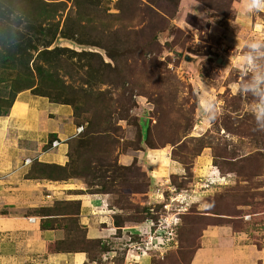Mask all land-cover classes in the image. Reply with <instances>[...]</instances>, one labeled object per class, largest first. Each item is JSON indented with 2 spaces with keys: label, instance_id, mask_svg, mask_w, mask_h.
<instances>
[{
  "label": "rangeland",
  "instance_id": "374dc122",
  "mask_svg": "<svg viewBox=\"0 0 264 264\" xmlns=\"http://www.w3.org/2000/svg\"><path fill=\"white\" fill-rule=\"evenodd\" d=\"M252 39L264 41V0H0V115L23 92L69 105L84 130L66 142L67 165L36 162L31 174L109 192L123 227L149 209L158 219L188 208L176 245L143 257L148 264H194L217 227L261 247L264 128L240 95ZM163 156L170 173L155 177ZM208 163L217 174H200ZM39 212L71 216L52 250L85 252L87 264L110 251L114 264H126L125 240L99 247L74 204ZM26 264L44 261L32 255Z\"/></svg>",
  "mask_w": 264,
  "mask_h": 264
},
{
  "label": "crops",
  "instance_id": "0c3cea01",
  "mask_svg": "<svg viewBox=\"0 0 264 264\" xmlns=\"http://www.w3.org/2000/svg\"><path fill=\"white\" fill-rule=\"evenodd\" d=\"M76 128L69 105L29 92L18 95L8 115H0V264H26L32 255L44 264H87L85 252L52 250L68 236L70 228L65 221L71 216L39 211H55L62 203L74 204L78 225L86 230L88 239L105 240L118 234L110 211L111 194L88 193L86 185L76 180L31 174L36 162L67 165L66 142L74 138ZM51 138L60 145L50 148ZM169 162L163 156L153 175H168ZM213 169L208 163L199 172L211 176L218 172ZM194 264H264V244L260 247L248 241L244 233L235 237L229 227L209 229Z\"/></svg>",
  "mask_w": 264,
  "mask_h": 264
},
{
  "label": "built area",
  "instance_id": "2783aa9c",
  "mask_svg": "<svg viewBox=\"0 0 264 264\" xmlns=\"http://www.w3.org/2000/svg\"><path fill=\"white\" fill-rule=\"evenodd\" d=\"M83 130L84 128L82 126H78L76 128L75 136L81 134ZM59 145L60 142L56 139L51 142V148H56ZM26 162L28 163L32 161L27 159ZM181 196V194L177 195L174 199L179 201V197ZM175 200L170 198V203L164 205L168 213H171L170 206L175 202ZM108 208H110V206ZM111 208L112 209H110V211H112L114 215L119 212L113 204H111ZM187 210V207L182 206V209H178L174 212L173 217L164 216L158 219L151 217L133 225L127 224L124 227L117 226L119 230L116 236L124 239L126 242V249L124 253L125 263L140 264L143 257L152 258V255L157 253H160V256H162L163 251L167 247L172 246V244L176 245V235L181 221V215ZM110 253V251H107L105 256L101 257V262L93 260L94 262H92V264H114L109 257ZM115 256L116 254L111 255V258Z\"/></svg>",
  "mask_w": 264,
  "mask_h": 264
},
{
  "label": "clouds",
  "instance_id": "9594fccd",
  "mask_svg": "<svg viewBox=\"0 0 264 264\" xmlns=\"http://www.w3.org/2000/svg\"><path fill=\"white\" fill-rule=\"evenodd\" d=\"M245 60V76L241 82L240 95L251 98L255 105L254 115L257 124L264 128V41L252 39L245 45L242 53ZM210 97L204 98L202 113L208 117Z\"/></svg>",
  "mask_w": 264,
  "mask_h": 264
},
{
  "label": "trees",
  "instance_id": "16d2710c",
  "mask_svg": "<svg viewBox=\"0 0 264 264\" xmlns=\"http://www.w3.org/2000/svg\"><path fill=\"white\" fill-rule=\"evenodd\" d=\"M89 3H90V1L91 0H87ZM100 1V0H99ZM132 3L133 2H136V0H130ZM172 2L173 1H176V0H171ZM34 94H36V95H40V94H37V93H34ZM41 96H45V95H43V94H41ZM14 101H15V99H14ZM14 101L9 105V108H8V110H6V112H4L3 111V114L2 115H8L9 114V110L12 108V106H13V103H14ZM214 166V165H213ZM92 193V192H91ZM93 193H97V192H93ZM106 194H110L109 192H105ZM98 194H102L101 192H99ZM116 207H117V205H115ZM146 210V209H145ZM146 213H145V216H143L142 217V220H140V221H144L145 219H148V218H151L153 215L151 214V210L149 209L148 211L146 210L145 211ZM117 215H115V224L117 225V226H122V223H120V222H118V220H117V217H116ZM97 243H98V245H99V247H101L102 246V244H101V241H99V240H97ZM101 249V248H100ZM102 250H104V247H103V249ZM92 261L94 260V259H91Z\"/></svg>",
  "mask_w": 264,
  "mask_h": 264
}]
</instances>
